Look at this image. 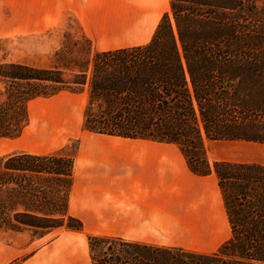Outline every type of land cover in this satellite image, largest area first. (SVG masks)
Instances as JSON below:
<instances>
[{
	"label": "trees",
	"instance_id": "1",
	"mask_svg": "<svg viewBox=\"0 0 264 264\" xmlns=\"http://www.w3.org/2000/svg\"><path fill=\"white\" fill-rule=\"evenodd\" d=\"M0 76L86 87L83 130L175 143L191 172L217 177L230 233L214 251L87 235L92 264H264V164L209 162L205 149L206 140L264 144V0H169L147 42L95 51L68 80L16 63L0 64ZM2 168L64 177L68 200L71 157L21 152ZM67 205L60 216L14 219L81 230Z\"/></svg>",
	"mask_w": 264,
	"mask_h": 264
},
{
	"label": "rangeland",
	"instance_id": "2",
	"mask_svg": "<svg viewBox=\"0 0 264 264\" xmlns=\"http://www.w3.org/2000/svg\"><path fill=\"white\" fill-rule=\"evenodd\" d=\"M84 2L91 4L88 11L84 4L76 5L77 0H0V64L59 70L68 80L80 70L89 69L95 51L147 42L169 6V0ZM87 98L86 87L0 76V247H13L15 259L11 264H18L38 248L54 252L49 248L58 247L56 244L63 240H69L64 244L66 250L90 257L87 235L91 234H83L82 229L35 228L14 219L19 213L62 215L66 202L69 205L68 179L2 168V160L15 153L54 154L73 159V175L79 162V143L89 141L91 133L81 127ZM99 139L90 141L127 142ZM215 142L206 141L210 161L224 158L264 164L262 144L224 142L222 149L213 151ZM227 231L224 225L222 236Z\"/></svg>",
	"mask_w": 264,
	"mask_h": 264
},
{
	"label": "crops",
	"instance_id": "3",
	"mask_svg": "<svg viewBox=\"0 0 264 264\" xmlns=\"http://www.w3.org/2000/svg\"><path fill=\"white\" fill-rule=\"evenodd\" d=\"M81 3L88 11L91 4L77 0L76 5ZM142 43L145 42L135 44ZM105 49L109 48L100 50ZM89 136V141H81L78 146L79 162L75 163L68 205L69 213L81 220L83 234L116 236L138 244L177 246L204 253L214 251L228 238L229 224L216 175L191 172L175 143L99 142L90 140L121 137L94 133ZM206 141H218L211 145L213 151L222 149L224 142H234ZM224 225L228 231L222 236ZM66 242L69 240L59 241L53 250L49 248L54 251L51 253L35 249L18 264H92L89 256L66 250ZM189 246L201 248L194 250ZM14 259L13 247H0V264H11Z\"/></svg>",
	"mask_w": 264,
	"mask_h": 264
},
{
	"label": "bare ground",
	"instance_id": "4",
	"mask_svg": "<svg viewBox=\"0 0 264 264\" xmlns=\"http://www.w3.org/2000/svg\"><path fill=\"white\" fill-rule=\"evenodd\" d=\"M109 139H113V140H132V139H123V138H109Z\"/></svg>",
	"mask_w": 264,
	"mask_h": 264
}]
</instances>
